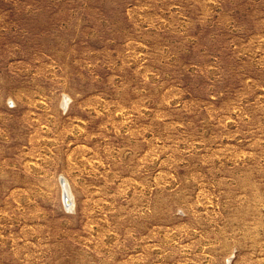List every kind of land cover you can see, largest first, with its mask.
Wrapping results in <instances>:
<instances>
[{
	"label": "rangeland",
	"instance_id": "rangeland-1",
	"mask_svg": "<svg viewBox=\"0 0 264 264\" xmlns=\"http://www.w3.org/2000/svg\"><path fill=\"white\" fill-rule=\"evenodd\" d=\"M0 264H264V0H0Z\"/></svg>",
	"mask_w": 264,
	"mask_h": 264
},
{
	"label": "water",
	"instance_id": "water-1",
	"mask_svg": "<svg viewBox=\"0 0 264 264\" xmlns=\"http://www.w3.org/2000/svg\"><path fill=\"white\" fill-rule=\"evenodd\" d=\"M63 180V179H62ZM65 203L68 205V204H70V200H69V198L65 195Z\"/></svg>",
	"mask_w": 264,
	"mask_h": 264
}]
</instances>
